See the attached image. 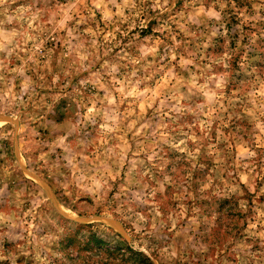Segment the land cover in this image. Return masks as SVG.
<instances>
[{
  "label": "rangeland",
  "instance_id": "rangeland-1",
  "mask_svg": "<svg viewBox=\"0 0 264 264\" xmlns=\"http://www.w3.org/2000/svg\"><path fill=\"white\" fill-rule=\"evenodd\" d=\"M0 264H264V0H0Z\"/></svg>",
  "mask_w": 264,
  "mask_h": 264
},
{
  "label": "trees",
  "instance_id": "trees-1",
  "mask_svg": "<svg viewBox=\"0 0 264 264\" xmlns=\"http://www.w3.org/2000/svg\"><path fill=\"white\" fill-rule=\"evenodd\" d=\"M94 237V236H93ZM95 239V238H94ZM104 250H106L107 252H109V251H111L110 249H107V248H105Z\"/></svg>",
  "mask_w": 264,
  "mask_h": 264
}]
</instances>
